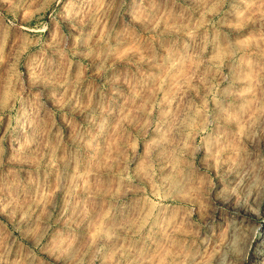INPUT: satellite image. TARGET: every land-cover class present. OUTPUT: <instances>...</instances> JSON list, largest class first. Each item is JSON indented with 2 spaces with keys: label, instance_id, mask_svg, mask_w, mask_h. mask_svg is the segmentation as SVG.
I'll return each mask as SVG.
<instances>
[{
  "label": "rangeland",
  "instance_id": "1",
  "mask_svg": "<svg viewBox=\"0 0 264 264\" xmlns=\"http://www.w3.org/2000/svg\"><path fill=\"white\" fill-rule=\"evenodd\" d=\"M0 264H264V0H0Z\"/></svg>",
  "mask_w": 264,
  "mask_h": 264
}]
</instances>
